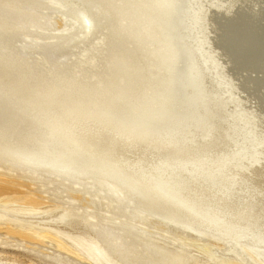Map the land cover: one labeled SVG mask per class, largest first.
<instances>
[{"label":"bare ground","instance_id":"6f19581e","mask_svg":"<svg viewBox=\"0 0 264 264\" xmlns=\"http://www.w3.org/2000/svg\"><path fill=\"white\" fill-rule=\"evenodd\" d=\"M97 1L0 0V163L31 177L0 171V230L88 264H264V0H176L148 11L157 43L147 52L126 48L120 31L118 59L136 58L138 86L150 92L128 114L107 108L106 87L100 94L78 77L109 76L105 62L84 65L98 52L78 55L76 71L62 60L106 37L99 26L86 37L90 15L108 11ZM55 12L73 20L67 35L51 31ZM58 128L74 148L91 143L78 157L83 173L48 160ZM40 172L71 182L76 199L81 185L102 193L101 214L90 196L91 212L78 217L33 191ZM112 194L131 205V220L113 213Z\"/></svg>","mask_w":264,"mask_h":264},{"label":"water","instance_id":"95a60500","mask_svg":"<svg viewBox=\"0 0 264 264\" xmlns=\"http://www.w3.org/2000/svg\"><path fill=\"white\" fill-rule=\"evenodd\" d=\"M97 3H99L97 5V8H100V10L107 8L108 11H105L103 13V19H100V16H98L96 12L94 16L92 14L90 15V21L88 22L89 32L87 33L86 37L91 36L96 31L98 26L99 28L103 27L107 34L106 37L98 43L95 49H90L88 51L89 53L87 52L88 54L86 55L88 56L90 54L98 52L97 57L94 58L91 62L89 61L83 64L92 65L93 63H97V67H100L103 66L105 62L107 66H110L111 71L109 72V76H103L102 73H97V78L98 75L101 77L100 80L89 77L83 78L82 76L85 73L82 72L81 75H78V77L81 80L84 79L87 82H93V91L95 89L100 90V94L102 88L106 87L105 95H100V97L102 100L105 98L106 101H109V105H107V108L110 111L119 113L123 112L128 114L129 110L131 112L134 111L131 109L132 107H136L133 99H138L139 101H141V99H144L150 92H148L149 89L146 88L148 86H138L139 84L143 83V78L140 76L138 77L135 74L133 64L136 58H133L132 62H130V58H127L123 61L122 58L118 59V57L121 52H125V49L129 47L130 50L134 53L139 47H141L139 49H142L143 51L154 47V45H156L157 43V38L153 36L154 33L151 32V26L156 23V18L154 19L152 17H149L148 11H150V13L155 12L158 10V8L164 6L179 7L180 4L176 0H117L115 6L112 5L111 0H98ZM150 6L152 7V9L149 8ZM2 8H8L11 11V7L8 6V3H4ZM123 17H125L126 19H123ZM120 31L124 32L125 39L127 40V42H129V46L126 48H124L126 41L123 39L118 40L115 37L120 34ZM194 31L195 28L193 29L191 35H193ZM133 37L136 39L134 40ZM144 42H146V47H144ZM98 48H100L99 51L102 52L97 51ZM104 51L107 52L103 57L102 54ZM86 56L84 57L86 58ZM106 60H110V62L108 63ZM118 62L119 64H117ZM114 65H118L119 68L115 72L113 71L114 67H116ZM162 65L163 63H161L159 67L157 66L158 68L156 70L160 71L159 69L160 67H162ZM81 67L82 66H78V68ZM153 76L154 74L151 77ZM89 93H91L90 90H88V92L84 94L83 98L86 99L88 97H91L92 95ZM102 102L100 104H94L100 107L99 105H101ZM82 109L83 110L80 111L81 113H79V117L83 120L84 113L82 112H84V108ZM92 109L96 108L92 107ZM47 115L50 116V119L51 117H54L53 113H49ZM51 123L53 122L51 121ZM75 129H77V126L75 127ZM48 136L54 137L53 142L51 141V145L50 143H46L47 139L44 141L45 145L47 144L46 146H50L51 150L47 154L48 160H51V158H55V160L60 163H64L66 160H68L67 163H72V166L74 167V169L79 171V174L81 172L83 173L84 166L80 163L81 161L80 159H78V157L82 159L83 157L88 156L89 152L87 151L86 146H91V143L89 141H85L83 147L75 146L76 148H74V146L70 145L71 142L75 141V139L72 137L73 135L66 133L63 128H58L53 133L49 132ZM99 141L100 140H98L97 142ZM77 152H79L78 155L75 154ZM42 158H45V155H41L40 159Z\"/></svg>","mask_w":264,"mask_h":264},{"label":"rangeland","instance_id":"374dc122","mask_svg":"<svg viewBox=\"0 0 264 264\" xmlns=\"http://www.w3.org/2000/svg\"><path fill=\"white\" fill-rule=\"evenodd\" d=\"M54 12V11H53ZM52 17L54 18V31H61L63 35H67L68 31H66L69 28H72L70 24L72 25L73 20H71L68 16H63L59 12H55L52 14ZM60 24H63L64 26H60ZM63 27L64 30H62ZM53 28V27H52ZM66 31V33H64ZM78 31V30H77ZM74 32V31H71ZM50 37V36H49ZM55 36L52 35L51 38L48 39V41L53 39ZM99 39V37L95 38ZM97 40L91 41L90 46H92L94 43H96ZM78 43V42H77ZM16 48H21V41L20 38L15 42ZM39 45V43H38ZM89 49H95V47H88L85 49H79L74 48L71 49V51L62 58L64 62H66V65L73 68V71L78 70V66L81 64L78 62L77 64L73 65L72 61H74L78 55H87L89 52ZM99 48L97 49V51ZM28 51V50H27ZM88 52V53H87ZM94 54V53H93ZM92 54V55H93ZM34 55L40 56L39 53H35ZM85 55V56H86ZM90 56V55H88ZM36 59V58H35ZM93 60V59H92ZM91 60V61H92ZM90 61V62H91ZM94 64V63H93ZM90 65L91 67L93 66ZM54 115V114H53ZM0 171L4 173H11L15 176H18L22 178L23 180H30V171H26L25 169H16V167H9L6 163H0ZM36 178H34V186L33 191L38 192H45L47 193L48 199L54 202L52 203H61L64 206H67L73 214L77 215L78 217H84L87 215L88 212H91V210L88 208V205L85 203L86 198L90 196L92 199L95 200V211L96 213L101 214V199L102 193L99 192L98 197L96 198V190L93 188H90L87 185H81L80 188L83 190L82 198L76 199L73 197V193H70L67 190V186H72L71 182L63 181V180H57L53 179L52 176L43 175L42 172L36 173ZM89 185V184H88ZM89 190L90 193L86 194L85 192ZM113 197V205L114 210L113 213L119 217H122V219H125L126 221L131 220L130 215H126L123 213H129L131 211V205L128 203L127 200L123 199L118 194H112ZM56 200H58L56 202ZM23 220L26 221V218H23ZM104 237V236H103ZM104 239L101 237V240ZM0 264H88L76 257L70 256L68 254H65L64 252H61L60 250H57L56 245L52 242L50 243H39L34 241H28L24 240L18 236L7 234L4 230H0ZM96 264V263H91Z\"/></svg>","mask_w":264,"mask_h":264}]
</instances>
